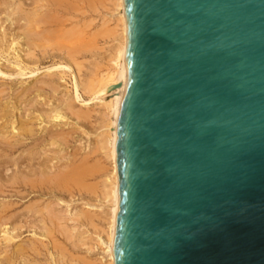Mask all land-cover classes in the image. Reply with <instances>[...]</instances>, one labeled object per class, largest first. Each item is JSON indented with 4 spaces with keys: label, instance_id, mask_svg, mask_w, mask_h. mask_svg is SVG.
Masks as SVG:
<instances>
[{
    "label": "water",
    "instance_id": "1",
    "mask_svg": "<svg viewBox=\"0 0 264 264\" xmlns=\"http://www.w3.org/2000/svg\"><path fill=\"white\" fill-rule=\"evenodd\" d=\"M113 264H264V0H123Z\"/></svg>",
    "mask_w": 264,
    "mask_h": 264
},
{
    "label": "rangeland",
    "instance_id": "2",
    "mask_svg": "<svg viewBox=\"0 0 264 264\" xmlns=\"http://www.w3.org/2000/svg\"><path fill=\"white\" fill-rule=\"evenodd\" d=\"M5 1L7 0H0V31L5 30L9 37L13 32L23 28L24 20L19 16L8 22ZM13 1V6L17 5L18 1L22 2L23 10L27 11L33 0ZM109 2L110 0H102L97 3L94 1L87 6L83 4L75 9L76 12L71 11V14L57 10L59 15L71 20V23L66 24V30L73 25L76 31L78 29L82 31V42L90 40L95 43V48L90 51L80 50L73 53V50H69L72 46L69 42L61 48H47L45 51L37 48L27 50L25 45L19 46L17 57L0 49V101H9L11 105L16 99H22L16 114L18 117L19 113L22 118L36 113L45 114L50 104H57L60 98L70 102L72 111L83 114L81 119L76 120L65 111L66 118L55 126L46 124L47 129L44 131H37L35 124L33 127L35 133L32 136L8 140L0 138V259L3 255L10 254L15 245L22 244L29 249L28 254L33 258L29 261L37 264L54 263L57 256L62 260L55 259L56 264H103L97 237L99 235L103 238L102 230L105 226L102 221L105 207L102 193H99L103 189L101 184L103 175L93 171L80 186H69L65 189L52 188L46 184L31 187L30 184L63 171L64 168L68 169L71 165H80L81 161H85L83 164L90 167L97 166V163L106 165L103 151L98 148L100 144L98 136L102 131L100 127L102 101L96 99L85 105L87 96L80 89L78 91L80 99L75 100L73 81L76 78L82 83L90 74L102 73L107 66V57L113 42L108 37H103V31L100 29L103 25L107 28L114 26ZM43 10L47 11L49 8L43 7L41 12H44ZM75 64H80L81 67L76 69ZM36 89L41 91L40 97L37 96ZM109 98L105 95L103 101ZM51 137L57 139L58 148L48 144ZM12 177L16 178L15 183H12L14 180ZM49 211L56 213L58 219L52 218ZM63 228L65 230H62ZM4 229H7V233H4ZM45 229L53 230L50 236L40 235ZM32 245L35 251L30 250ZM18 261L22 264L21 260Z\"/></svg>",
    "mask_w": 264,
    "mask_h": 264
},
{
    "label": "bare ground",
    "instance_id": "3",
    "mask_svg": "<svg viewBox=\"0 0 264 264\" xmlns=\"http://www.w3.org/2000/svg\"><path fill=\"white\" fill-rule=\"evenodd\" d=\"M94 1H96L97 3V1H102V0H33L31 2L32 4L31 7L27 11L23 10V3L20 1L16 2L17 5L15 6H13V3H14L13 0H9V1L7 0L5 1V3L3 2L5 4V7L8 9L7 14H6L7 21L12 22L14 18H18L20 16L24 20V23H23L24 26L20 31L13 32V34L10 35L9 37L7 36L8 34L5 33V30L0 31L1 51L6 52V54H12L14 57L15 56L17 57L18 52L20 51L19 46L23 47L25 45V49L27 50L30 48L32 50L37 48V49H41L45 51V50H48L47 48H53V47L61 48V46H64L65 43L72 44V46L69 47L70 48L69 50H73V53L75 51L77 52L80 50H83V51L92 50L93 48H95L94 47L95 43L90 40H86L82 42V39H81L82 31L79 29L78 31H76L75 29L76 27L73 25L71 26V28H68L66 30L65 26L67 23H71V20L68 19L66 16L59 15L57 13L58 12L57 10H62V12L65 14H68V13L71 14V11L76 12L75 9L77 7L79 6L81 7L83 4H86L87 6V4H90ZM109 3L111 6L110 12L112 13L114 17V26L107 28L105 25H103L101 26V29H100L103 31V34H102L103 37H108L109 40L113 42L110 52L108 53L107 66L102 73H100L99 75L92 73L90 74V77L87 78L82 83L78 82L76 78H74V81H73L75 100L80 99V95L78 93L80 89L83 92V94L87 96V99H86L87 101L85 102V105L96 99H99L102 101V106H103L102 113L103 114L101 116L102 123L100 124L102 131L100 132L98 136L100 138V144L98 145V148L101 151H103V157H104V160L106 161V165L104 164L101 165L96 162L97 166L90 167L86 164H83V162L85 161H81L80 165H74V166L71 165L70 168L68 169L64 168L65 170L63 171H58L54 175L46 176L41 181H38L35 183H33L34 182L33 181L32 184H30L31 187L45 186L44 184H46V186H50L52 188L58 187V188L65 189L69 186H75V185L80 186L82 183L85 182V180H87L88 177L92 175L93 171L98 172L100 175H103L104 178L101 180L103 189H102V192H99V193H102V201L105 207L104 219L102 220L105 226H104V229L102 230L103 238L97 235L98 243L100 244V248H101L100 252L103 258V264H113V256H114L113 251H114L115 221H116V213H117V205H118V176H117V167H116L117 119H118L119 104H120L122 92H123L124 85H125V79H126V72H125V67H124L125 50H126V22H125V15H124L123 0H110ZM92 5L94 6V4ZM93 6H92V9H93ZM43 7L49 8V10H47L48 12L44 10H43L44 12H41V9ZM101 7H104V6H101ZM92 9L90 10L92 11ZM78 39H79V42H77ZM33 54L31 53V55ZM73 58L75 59V57ZM74 66L77 69L80 66V64L79 65L75 64ZM67 68H69V66H67ZM17 74H20V73H17ZM35 91H36L37 96L40 97L41 91L38 89H36ZM105 95H107V97H110L107 101H103ZM21 100L22 99H16V102L12 103L11 105H9V101H5V102L0 101V138L2 140L14 139L18 137L25 138L28 136H32L35 133V129L33 128L35 124L37 125V128H38L37 131L46 130L47 129L45 128L46 124L55 126L57 123H59L60 120L66 118L65 111H68L72 116L76 118V120H79L83 117L82 112L80 113V112L72 111L73 109L71 110L70 102L65 101L61 98L58 100L57 104L53 105L51 103L47 113L45 114L35 112L36 114H34L33 116L22 118L21 114L19 113V117H18L16 114H18L17 113L18 108H19L18 106L21 103ZM17 117H18V120H17ZM52 138L53 137H51L48 144L51 146H56L58 148L59 143L57 139H52ZM60 140L62 141L63 139H60ZM15 143H18V142H15ZM8 145H11V143H8ZM28 178H29V175H28ZM12 179H14L12 180V183H15L16 178L12 177ZM21 184L23 183L21 182ZM50 208H52V206ZM46 212L48 213V211ZM50 214L52 218L58 219V217L55 215L56 213L51 212ZM88 222L90 223V221ZM64 228L62 230H65ZM3 231L4 233H7V229H4ZM52 231H53L52 229H45L43 232L40 233V235L43 237H48L50 236ZM52 239L53 238H51V240ZM14 248L15 249L10 254H6L2 256V258L0 259V264H19L18 260H21L22 264H28V263L37 264L34 261H29V260H33V258L28 254L29 249L24 247L22 244L15 245ZM30 250L35 251V247L32 245L30 247ZM58 257L59 256L54 258V263L52 262L49 264H56L55 259H57V261H59L60 259L62 260L61 257L60 258Z\"/></svg>",
    "mask_w": 264,
    "mask_h": 264
}]
</instances>
